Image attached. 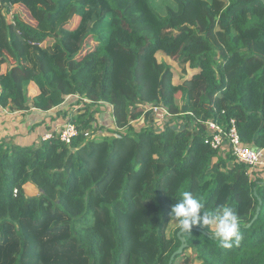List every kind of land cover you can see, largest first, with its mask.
I'll use <instances>...</instances> for the list:
<instances>
[{"label": "trees", "instance_id": "1", "mask_svg": "<svg viewBox=\"0 0 264 264\" xmlns=\"http://www.w3.org/2000/svg\"><path fill=\"white\" fill-rule=\"evenodd\" d=\"M14 5L36 26L3 23ZM158 53L194 73L175 83ZM7 56L0 107L60 109L81 133L69 146L0 140V264H168L183 191L205 211L231 208L241 239L223 247L194 226L172 264H189L188 251L199 264H264V176L212 149L204 125L233 120L243 144L264 149V0H0ZM97 103L113 109L106 124ZM149 107L169 114L162 127ZM94 123L108 135L85 139Z\"/></svg>", "mask_w": 264, "mask_h": 264}, {"label": "built area", "instance_id": "2", "mask_svg": "<svg viewBox=\"0 0 264 264\" xmlns=\"http://www.w3.org/2000/svg\"><path fill=\"white\" fill-rule=\"evenodd\" d=\"M77 99L76 96L67 97L65 102L70 100ZM82 103H90V101L84 99ZM98 108H104L107 110V113L112 114L113 109L111 106L106 103H97ZM82 105H79L75 108H80ZM152 110L153 115L157 119L158 123H161L166 116L169 114L167 111L161 107H149ZM1 113H6L4 109L0 107ZM208 136L210 137L205 143H209L212 149L225 148L234 159L247 167L248 174L252 177V172L260 171L264 172V149H258L252 145L243 144L237 134L235 122L231 120L227 128H223L217 122L207 121L204 123ZM93 130L90 132H84L83 137L94 138L96 135H100V131L95 132L96 125L94 124ZM81 133L78 128L71 122H65L63 125L55 129L54 131H48L42 134V141H50L52 139H57L63 144L69 146L74 138L78 137ZM107 134V133H106ZM99 137V136H98Z\"/></svg>", "mask_w": 264, "mask_h": 264}, {"label": "clouds", "instance_id": "3", "mask_svg": "<svg viewBox=\"0 0 264 264\" xmlns=\"http://www.w3.org/2000/svg\"><path fill=\"white\" fill-rule=\"evenodd\" d=\"M204 209L205 205L191 192L181 193V199L172 206L170 212L171 219L177 222L181 236H191V228L199 225L213 227L215 231L212 235L220 240L223 247H231L233 242L240 241L239 217L231 208L212 212Z\"/></svg>", "mask_w": 264, "mask_h": 264}, {"label": "crops", "instance_id": "4", "mask_svg": "<svg viewBox=\"0 0 264 264\" xmlns=\"http://www.w3.org/2000/svg\"><path fill=\"white\" fill-rule=\"evenodd\" d=\"M11 15H17L22 21H24L25 23H27L30 26L35 27L36 26V22L31 18V16L29 15L28 11L22 6V5H14L10 8V15H8L6 17V19L8 20L7 23L11 22ZM15 63V61L13 59H11L10 57H6L4 59L3 63H0V74H4L7 70L9 65H13ZM21 64L24 65L25 67L28 68L27 63L22 60ZM35 90V88H33ZM36 92V90H35ZM35 93H32V95ZM75 108V107H74ZM71 110H73L71 108ZM60 111V109H52L48 112H42L36 109H30L28 111H24V112H16V113H1L0 112V129H5L8 128V126H12L14 129V132H16V130H19L21 127H24V125H19L18 123L15 124L14 120L15 119H21L25 122L26 124V128L30 129L27 124H29L30 122L34 123H41V126L39 128H37V131L45 133L48 131H54L55 129H57L58 127H60L61 125H63V123L60 121L61 119L64 121L65 119L63 118H59L57 120L56 118V114L57 112ZM98 111H100V116L101 118H99V121H101L102 125L106 124V120L108 122V116H110L109 113L105 112L104 108H99ZM102 113H105V115H102ZM109 114V115H108ZM99 115L96 116V119L98 122V117ZM7 123V124H5ZM62 123V124H61ZM10 134V133H9ZM11 135V134H10ZM5 138L6 141H10L15 143L16 145L20 143L16 142V139L14 136H7V134H3L0 136V140ZM23 146V145H22Z\"/></svg>", "mask_w": 264, "mask_h": 264}, {"label": "rangeland", "instance_id": "5", "mask_svg": "<svg viewBox=\"0 0 264 264\" xmlns=\"http://www.w3.org/2000/svg\"><path fill=\"white\" fill-rule=\"evenodd\" d=\"M2 20H3V23L6 24V22L8 21L4 16H2ZM71 26V25H70ZM156 59L158 61V63H164L166 64L167 66H169L171 68V72L173 73V81L176 83V82H182V80H184L183 78L185 79H188L190 78V76L194 73H192V71L186 66L184 67L185 69V73L182 72L183 68L181 66L178 65V63L176 62V60H173L171 58H168L166 56H164L162 53H158L156 54ZM67 99V98H66ZM70 100V99H68ZM73 101H67L65 102L66 105H70V107L73 109L71 110V112L75 113V111L77 112V108H74L71 106V103ZM78 106V105H77ZM105 112L107 113V110H105ZM99 113V116L97 117L98 119L101 118L100 116V111L98 112ZM102 115H105V113H102ZM59 118H57L58 120ZM63 124L66 122V120H60ZM166 121V118L162 121L163 123ZM15 124H18L19 125H24V127H21L19 130H16V132H14V129L12 126H8V128H5V129H0V136L3 135V134H7V136H14L16 139V142L17 143H20V145H23V146H30V145H36L38 143H40L42 141V132H39L37 131V128H39L41 126V123H37V122H30L29 124H27V126L30 128V129H27L26 128V124L23 120L21 119H15L14 120ZM95 122V120L93 121ZM61 123V124H62ZM133 126V128H135L136 130H139L140 127L143 125L142 121L141 120H138V121H133V122H130ZM178 123V121H177ZM7 124V123H5ZM95 124V123H94ZM98 124V123H97ZM172 124V123H171ZM180 124V123H179ZM159 127H162V123H159ZM104 128V127H103ZM11 135H10V134ZM106 130H101L100 131V135H96V137L98 136H102V135H108L106 134ZM94 137V138H96ZM86 139H90V138H86ZM263 173V174H262ZM262 176H264V172H262ZM260 175V174H259ZM260 177V176H259ZM26 192L29 194V195H34L36 192L32 189H27ZM177 228V222H171L169 227H168V230H167V235L168 236H172L174 231L176 230ZM211 231L214 232L215 229L213 227H211ZM187 254V257H188V261H189V264H199L195 259H194V254L191 253V251H188L186 252Z\"/></svg>", "mask_w": 264, "mask_h": 264}, {"label": "water", "instance_id": "6", "mask_svg": "<svg viewBox=\"0 0 264 264\" xmlns=\"http://www.w3.org/2000/svg\"><path fill=\"white\" fill-rule=\"evenodd\" d=\"M258 211H259V209H257V213H258ZM179 233H180V231L177 233V237L179 238L181 244H180L179 248L171 255L168 264H172V261L174 260V258L178 255H181L182 252L186 249L185 241L183 238H181V235Z\"/></svg>", "mask_w": 264, "mask_h": 264}]
</instances>
